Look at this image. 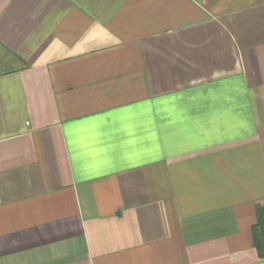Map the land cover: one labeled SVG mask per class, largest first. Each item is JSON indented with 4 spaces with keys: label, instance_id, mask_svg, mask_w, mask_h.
Returning a JSON list of instances; mask_svg holds the SVG:
<instances>
[{
    "label": "crops",
    "instance_id": "0c3cea01",
    "mask_svg": "<svg viewBox=\"0 0 264 264\" xmlns=\"http://www.w3.org/2000/svg\"><path fill=\"white\" fill-rule=\"evenodd\" d=\"M264 0H0V264H264Z\"/></svg>",
    "mask_w": 264,
    "mask_h": 264
},
{
    "label": "trees",
    "instance_id": "16d2710c",
    "mask_svg": "<svg viewBox=\"0 0 264 264\" xmlns=\"http://www.w3.org/2000/svg\"><path fill=\"white\" fill-rule=\"evenodd\" d=\"M255 249L261 258H264V210L258 212V224L255 229Z\"/></svg>",
    "mask_w": 264,
    "mask_h": 264
}]
</instances>
